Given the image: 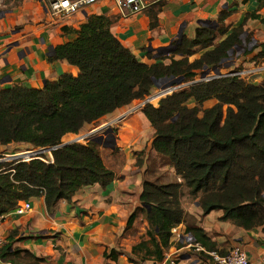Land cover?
Masks as SVG:
<instances>
[{
  "label": "trees",
  "instance_id": "1",
  "mask_svg": "<svg viewBox=\"0 0 264 264\" xmlns=\"http://www.w3.org/2000/svg\"><path fill=\"white\" fill-rule=\"evenodd\" d=\"M227 16L222 14L215 28L198 29L194 39L184 35L176 51L152 65L140 62L113 35L108 17L91 16L78 31L64 28L70 38L56 48L53 60L76 66L77 77L63 75L43 89L15 86L0 91V145L59 147L50 164L41 159L0 162V219L32 198L44 197L51 209L61 200L71 202L83 188L112 184L116 174L106 166L100 145L88 140L60 147L63 139L145 100L159 81L183 77L184 82H195L199 72L218 67L242 44L244 34L241 24L215 44L219 35L228 32L223 27ZM196 48L201 57L190 62ZM263 57L264 52L256 60ZM210 100L217 103L205 108ZM142 112L155 130L151 150L174 171L176 179L151 180L147 168L142 207L130 217L127 229L140 214L148 227L146 238L133 247L132 253L140 259L130 255V262L163 260L173 231L187 220L184 190L204 215L223 211V221L247 231L264 226V81L254 85L241 76H228L199 82L167 95L157 107L147 103ZM137 156V166L142 167L146 151ZM190 232L207 251L215 250L202 229ZM120 255L111 250L105 258L117 261ZM6 258L2 252L1 259L11 264L45 262L28 251Z\"/></svg>",
  "mask_w": 264,
  "mask_h": 264
},
{
  "label": "crops",
  "instance_id": "2",
  "mask_svg": "<svg viewBox=\"0 0 264 264\" xmlns=\"http://www.w3.org/2000/svg\"><path fill=\"white\" fill-rule=\"evenodd\" d=\"M222 14H228L223 23L228 32L217 37L216 45L241 24L244 34L242 44L218 67L208 70L210 75L246 72L243 78L249 83L261 84L264 57L257 60L256 57L264 52V0H146L145 10L138 14L123 12L116 0H98L69 17L53 15L48 0H0V91L15 86L43 89L48 82H57L63 75L77 77L80 70L76 66L53 58L56 48L70 38L64 28L78 31L91 16L110 18L113 35L140 62L152 65L172 53L160 51L175 44L181 30L183 36L194 39L197 30L207 23L217 26ZM197 50L189 58L190 62L201 57L202 52ZM216 103L210 100L204 107L211 108ZM145 105L143 100L135 101L99 121L120 124L115 134L116 147L120 146L125 159L120 167L105 163L116 174L112 184L83 188L71 202L61 200L51 209H47L44 197L32 198L30 211L17 214L12 210L0 219V234L6 239L5 261L17 251H28L44 259V264H134L129 260L130 255L140 259L132 251L146 238L148 223L140 214L133 227H127L130 217L142 207L147 163L150 158L158 157L151 150L155 130L142 112ZM158 105L159 102L155 106ZM88 126L92 125L83 131ZM73 136L76 135L65 138ZM18 146L29 145H0V156L17 154L11 150ZM106 150L100 146L101 153ZM143 151L146 156L143 166L139 167L137 154ZM170 171L175 180L174 171ZM183 208L187 220L173 231L172 245L165 251L163 260L140 264H216L205 253L183 249L186 235L192 234L191 228L202 229L210 239L209 246L214 245V251L227 254L241 247L247 252L250 264H264V226L247 231L223 221V211L204 215L196 200L189 208ZM111 250L121 253L117 261L106 260L105 253Z\"/></svg>",
  "mask_w": 264,
  "mask_h": 264
},
{
  "label": "built area",
  "instance_id": "3",
  "mask_svg": "<svg viewBox=\"0 0 264 264\" xmlns=\"http://www.w3.org/2000/svg\"><path fill=\"white\" fill-rule=\"evenodd\" d=\"M98 0H48L49 2V10L53 15H59L64 17H69L75 15L81 10L85 9L89 5L96 3ZM156 2L164 1V0H154ZM118 7L123 12H128L129 14H138L145 10L146 8V0H116ZM234 76H241L242 78L247 76L246 72H236L233 73ZM220 77V76H219ZM215 76L209 75L205 80L202 78L196 82H207L213 80ZM245 79V78H244ZM175 91V90H174ZM173 93L170 91L168 94ZM49 150L44 151L41 149L40 151H25L20 154H15L13 156H2L1 161H31L34 159H41L45 163L50 164L53 163V151L57 149L55 148H47ZM46 158L40 157L41 155H46ZM32 205L30 201L21 202L14 211L17 214H23L27 211H30ZM6 246V239L0 234V262L2 264H11L9 262H4L1 259V254ZM184 250H187L190 253H205L206 256L211 257V259L216 264H250L249 257L247 252L241 247H235L231 252L227 254H221L217 251H207L205 248L198 242H196L195 238L188 234L184 240Z\"/></svg>",
  "mask_w": 264,
  "mask_h": 264
},
{
  "label": "rangeland",
  "instance_id": "4",
  "mask_svg": "<svg viewBox=\"0 0 264 264\" xmlns=\"http://www.w3.org/2000/svg\"><path fill=\"white\" fill-rule=\"evenodd\" d=\"M246 42L249 43L250 40L246 39ZM249 45L250 44H247V46H249ZM192 62H193V60H192ZM206 71H208V70L205 69L204 71L199 72V75L197 76L195 82L199 81L201 79L202 74L205 73ZM209 73L211 74V72H209ZM166 83H168V82L164 83L163 81H159L156 88H155V92L143 101H145V103L148 101V103H150L154 106L156 104H158V102H160V100L162 98H165L167 96V93L170 92L169 90H163V86L166 85ZM191 83H193V82H189V83L184 82L181 86H176L175 89H173V90L178 91L180 89L187 88V87H189V85ZM156 96H158L157 97L158 99H154ZM107 127H111L112 129H114L115 133H117V134H118V131L120 130V124L119 123H116V124H113V122L112 123H106V120H104L102 122H98L95 125L88 126L85 131L81 132L80 134H78L76 136H73L72 138L67 137V138L63 139V144H68V143H71L75 140H79V143L86 144L88 141V139L86 138L87 135L91 134L94 131H99V130L100 131L98 132V135H101L102 132L105 131V129ZM146 136H149V134H147ZM117 147H116V149L118 151L115 153H114V151L116 149L113 152H111L112 150L107 149L106 151H103L101 153L102 157L104 158L105 163L108 166H112V163H115L117 165V167H120V165L122 164V162L125 159L123 152L120 151V149H119L120 146L117 145ZM40 150L41 149H37V148H34L32 146H27V147L25 146V147H19V148H12L11 153L17 152V154H20V153L25 152V151H36L37 152ZM45 157H47V153H46ZM147 164H149L148 165L149 171H148V175H147V177L149 179L155 180V181H160V182H169V181L173 180L172 173L170 171L171 169L168 167V165H166V162L161 157L158 156V157L150 158V161H148ZM193 201H195V200L192 199L187 194V190H184V196L182 198L183 206L185 208H189L190 204H192Z\"/></svg>",
  "mask_w": 264,
  "mask_h": 264
},
{
  "label": "water",
  "instance_id": "5",
  "mask_svg": "<svg viewBox=\"0 0 264 264\" xmlns=\"http://www.w3.org/2000/svg\"><path fill=\"white\" fill-rule=\"evenodd\" d=\"M206 26L211 27V28H215L216 24L214 23H207ZM182 39H183V31L181 30L180 33L178 34L177 37V41L175 44H171L170 47L162 49L160 52L161 53H165L168 54L169 52H174L178 49L179 45L182 43ZM233 52L230 51V54ZM225 61V60H224ZM223 61V62H224ZM210 75L209 71H206L205 73L202 74L201 78L203 80H205L208 76ZM228 76H234V74H229V75H224V76H220V77H215L213 79H220V78H224V77H228ZM163 82H168L166 83V85L163 86V90H169V91H173V89H175L176 86H181L184 83V78L180 77V78H166L163 80ZM198 82H193L191 83L189 86L193 85V84H197ZM158 84V82H157ZM170 95V94H169ZM148 103V101L146 102ZM100 131V130H99ZM99 131H94L91 134L87 135L86 138L89 141H93L95 143H97L98 145L106 148V149H110V150H114L117 144V140H116V136H115V131L114 129H112L111 127H107L105 129V131L102 132L101 135H98ZM79 140H75L71 143L68 144H63L60 147H65L67 145L73 144V143H78ZM59 148V147H57ZM44 151H47L49 149H43ZM0 264H2L0 262Z\"/></svg>",
  "mask_w": 264,
  "mask_h": 264
}]
</instances>
